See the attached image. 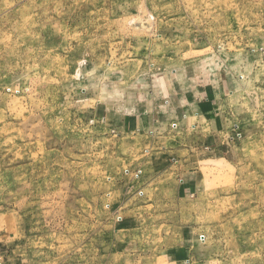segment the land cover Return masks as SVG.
I'll list each match as a JSON object with an SVG mask.
<instances>
[{"label":"rangeland","instance_id":"374dc122","mask_svg":"<svg viewBox=\"0 0 264 264\" xmlns=\"http://www.w3.org/2000/svg\"><path fill=\"white\" fill-rule=\"evenodd\" d=\"M0 264H264V0H0Z\"/></svg>","mask_w":264,"mask_h":264},{"label":"crops","instance_id":"0c3cea01","mask_svg":"<svg viewBox=\"0 0 264 264\" xmlns=\"http://www.w3.org/2000/svg\"><path fill=\"white\" fill-rule=\"evenodd\" d=\"M179 77H181V75L177 74V75H173L172 78H169V80H167V82L165 81V83L162 85L163 87V91L165 93V98H168L170 101L169 105L168 104H151L149 101L146 102V106L149 105L150 109L149 110H145L146 112H143L142 114H134L131 117V122L129 121L127 129H131L133 130H138L137 128H141L143 126V124L145 122L149 123L150 119L152 121V117L153 118H158L161 114L160 117V125H157V127L155 128H151L149 127L146 130V137L144 136V138L148 139L147 141H149V144H146V148L149 150H151L153 143L155 142V140L157 138H159V135H163V133L165 134L164 137H168L167 135L170 134V132L172 131L170 128V125L173 123H179L180 125H185L187 124L188 126V131H192V121L193 118L195 117V115L197 113H200V118H198V122L199 123H204L203 121L206 120L207 118H214L213 116L216 115L213 111V103H204L202 104V101H198L197 98H194V90L192 89L191 86L187 85L188 82H182V80L178 79ZM180 91V92H179ZM145 106V107H146ZM157 106H159V110H157ZM156 108V109H154ZM148 115V116H147ZM206 116V117H205ZM203 118V119H201ZM205 118V119H204ZM159 119V118H158ZM159 121V120H158ZM210 121L207 120V124ZM200 128V127H199ZM198 129V128H197ZM201 132L199 133H204L202 135V137L204 139H207L209 141H212L214 139L213 138H209L210 136H207V133L205 132L204 129L200 128L199 129ZM153 134V135H152ZM157 135V136H155ZM212 136V135H211ZM201 137V138H202ZM150 138V139H149ZM200 137H197V139H200ZM203 139V140H204ZM151 141V142H150ZM189 144V143H188ZM186 146V145H185ZM193 146H190V148H192ZM188 148L185 149V151H188L189 154L193 153L191 152V150H187ZM149 150V151H150ZM193 151V148H192ZM160 154L161 157H163L164 155L167 154H171L170 151H163L162 153H157ZM162 164H158V165H154L156 169H158V173H159V177H165V176H170L171 173L174 174V166L173 167H169V166H163L159 167ZM179 170V169H178ZM178 170L176 171V176L179 177L178 175ZM172 171V172H170ZM183 171L187 172L184 175L188 176L186 178V181H184L183 178L179 179L180 183H186L185 185H189L190 182L193 180V173L191 174V172H189L188 168H183ZM189 172V173H188ZM157 173V174H158ZM183 175V174H182ZM183 175V176H184ZM181 188V186H179Z\"/></svg>","mask_w":264,"mask_h":264},{"label":"built area","instance_id":"2783aa9c","mask_svg":"<svg viewBox=\"0 0 264 264\" xmlns=\"http://www.w3.org/2000/svg\"><path fill=\"white\" fill-rule=\"evenodd\" d=\"M127 173H130V172L128 171ZM139 174H140V173H139ZM202 239H204V237H203Z\"/></svg>","mask_w":264,"mask_h":264}]
</instances>
